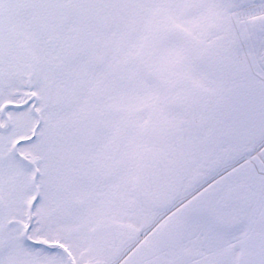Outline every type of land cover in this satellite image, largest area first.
Returning a JSON list of instances; mask_svg holds the SVG:
<instances>
[{"label":"snow or ice","instance_id":"snow-or-ice-1","mask_svg":"<svg viewBox=\"0 0 264 264\" xmlns=\"http://www.w3.org/2000/svg\"><path fill=\"white\" fill-rule=\"evenodd\" d=\"M0 264H264V0H0Z\"/></svg>","mask_w":264,"mask_h":264}]
</instances>
